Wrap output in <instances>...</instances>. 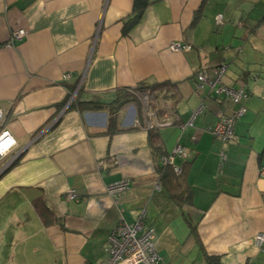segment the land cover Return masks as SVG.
Returning a JSON list of instances; mask_svg holds the SVG:
<instances>
[{"label": "crops", "instance_id": "1", "mask_svg": "<svg viewBox=\"0 0 264 264\" xmlns=\"http://www.w3.org/2000/svg\"><path fill=\"white\" fill-rule=\"evenodd\" d=\"M133 1L0 0V133L15 140L0 157V264H102L111 229L140 214L163 264H264V243L253 241L264 233V0H149L125 33ZM17 29L25 34L7 45ZM172 41L191 49L171 51ZM221 63L223 83L247 93L227 141L205 128L238 105L195 86L199 70L211 75ZM165 81L151 100L168 116L154 144L136 96L112 125L107 109L69 107ZM177 143L186 157L164 163ZM120 180L128 189L108 194ZM69 188L76 200H65ZM38 197L54 223H42Z\"/></svg>", "mask_w": 264, "mask_h": 264}, {"label": "built area", "instance_id": "2", "mask_svg": "<svg viewBox=\"0 0 264 264\" xmlns=\"http://www.w3.org/2000/svg\"><path fill=\"white\" fill-rule=\"evenodd\" d=\"M216 24H221V16H214ZM25 34L24 29H17L11 33L7 45H10ZM171 51H188L191 46L181 41H172L168 45ZM226 64H218L211 75L206 70H199L195 74V86L197 89H202L207 85L215 94L222 95L228 98L232 103L238 105L236 109L229 114H219L216 123L205 128L207 132L223 141L234 138L235 122L244 115L246 107L243 100L247 97L245 87L242 84L228 86L223 83L222 76L225 73ZM66 74L65 77H68ZM140 101V109L142 114L143 125L147 129L159 128L163 122L168 120L167 113L159 115L153 107H151L152 94L139 91L136 93ZM73 99L71 95L70 100ZM205 105L201 102L191 113L190 119L181 125L183 129L186 124L192 125V120L195 116L204 110ZM1 112V111H0ZM165 112V111H164ZM138 124V123H137ZM15 145V140L11 137L7 130L0 133V157L7 153ZM223 156V151L220 152ZM178 155L186 157L185 148L177 143L173 148L172 153L163 156V162L173 165V156ZM10 163L7 162V165ZM4 168V167H3ZM1 168V170L3 169ZM0 170V171H1ZM173 171L178 174L181 169L178 166H173ZM259 174L264 176V164L259 167ZM159 188V186H158ZM128 189L127 180H120L106 186L108 194H118ZM65 200H76L78 198L74 189H66L64 192ZM144 215L140 214L136 221L128 224L124 221L119 222L109 232L104 248L105 257L102 264H163L161 261L154 243V229L152 226L146 225L143 222ZM254 245L262 250L264 243V233L259 232L254 236Z\"/></svg>", "mask_w": 264, "mask_h": 264}, {"label": "trees", "instance_id": "3", "mask_svg": "<svg viewBox=\"0 0 264 264\" xmlns=\"http://www.w3.org/2000/svg\"><path fill=\"white\" fill-rule=\"evenodd\" d=\"M149 4V0H134L133 1V8L130 16L127 17V19L123 23V32H127L129 29H131L137 22L140 20L144 9ZM168 82H153V83H141L140 85H137L136 89L139 91L147 92L149 94H152L153 98L154 96H159V93H163L165 91L164 87L168 86ZM70 94H67V96L63 99V101L59 104L60 106L63 105ZM134 95L137 97L136 94L130 93V92H123L117 99L114 100V102L110 103H103L97 100H91V101H79L77 98L73 100V102L69 105L70 108H77L79 110H93V109H107L108 110V119H109V125H112L113 120L115 119V115L119 109V107L126 101L131 100L130 96ZM162 96V95H161ZM138 99V98H137ZM164 110L161 109V112ZM148 139L149 141L154 144L156 143L157 139V128L149 129L148 130ZM156 150H160V145L155 146ZM14 162V161H13ZM10 167V166H9ZM6 170V169H5ZM4 170V171H5ZM3 171V172H4ZM159 172H161L162 176H169L171 173H168L165 166L159 169ZM172 172V170H171ZM174 175V174H173ZM179 175H176L174 178L173 186L174 187H181V181L179 180ZM33 207L38 214V216L41 218V221L45 225H49L54 223V214L52 210L46 205L43 198L38 197L35 200H33ZM9 245V244H8ZM8 245H5L4 250H7L3 252V254H7L8 252ZM208 260L210 264H217V261L214 257H208Z\"/></svg>", "mask_w": 264, "mask_h": 264}, {"label": "rangeland", "instance_id": "4", "mask_svg": "<svg viewBox=\"0 0 264 264\" xmlns=\"http://www.w3.org/2000/svg\"><path fill=\"white\" fill-rule=\"evenodd\" d=\"M134 97H135V95H134ZM156 104H157V100H156Z\"/></svg>", "mask_w": 264, "mask_h": 264}, {"label": "water", "instance_id": "5", "mask_svg": "<svg viewBox=\"0 0 264 264\" xmlns=\"http://www.w3.org/2000/svg\"><path fill=\"white\" fill-rule=\"evenodd\" d=\"M3 171V169L0 171V173Z\"/></svg>", "mask_w": 264, "mask_h": 264}]
</instances>
